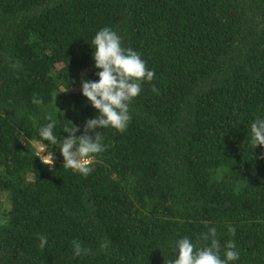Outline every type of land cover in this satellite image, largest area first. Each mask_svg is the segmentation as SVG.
<instances>
[{
  "label": "trees",
  "instance_id": "16d2710c",
  "mask_svg": "<svg viewBox=\"0 0 264 264\" xmlns=\"http://www.w3.org/2000/svg\"><path fill=\"white\" fill-rule=\"evenodd\" d=\"M104 27L155 77L125 131L96 129L106 150L87 176L51 144L50 169L34 156L38 129L51 117L58 138L71 123L80 135L96 118L81 79L98 80L92 40ZM257 118L264 0H0V264H167L178 239L197 243L210 227L221 259L235 244L228 264H264Z\"/></svg>",
  "mask_w": 264,
  "mask_h": 264
},
{
  "label": "clouds",
  "instance_id": "9594fccd",
  "mask_svg": "<svg viewBox=\"0 0 264 264\" xmlns=\"http://www.w3.org/2000/svg\"><path fill=\"white\" fill-rule=\"evenodd\" d=\"M92 45L94 51L92 58L98 80L81 79V92L97 111L96 118L86 119L83 131L80 135L78 125L63 127L66 137L58 138L54 132L55 121H51L39 127L40 139L34 142V156L53 168L55 155L49 149V144L56 146L63 157V166L74 169L81 175L87 176L91 172L92 156L106 150L103 144L102 131L112 127L121 132L125 131L131 119L129 112L130 102L141 92L143 81H152L155 72L146 67V61L141 59V54L132 48H124L121 45V37L109 27H104L96 32ZM19 67V64L14 65ZM152 91L158 93L153 87ZM33 103H41L33 99ZM89 133H92L91 135ZM251 143L264 148V118H257L251 124ZM47 141L48 143H44ZM260 158H264V153ZM228 232L235 235V228L228 226ZM39 247L43 249L47 244V236L39 237ZM200 241L203 245L198 246ZM73 254L80 256L88 254V249L83 248L77 240L72 241ZM109 241L105 239L101 249H106ZM176 258L167 261V264H228L229 261L239 259V253L235 250V244L229 240L224 245V259L220 258L221 243L217 238V229L210 227L202 233L197 243H193L187 236L175 242ZM165 264V262H164Z\"/></svg>",
  "mask_w": 264,
  "mask_h": 264
}]
</instances>
